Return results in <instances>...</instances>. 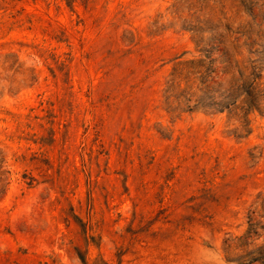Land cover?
Segmentation results:
<instances>
[{
	"label": "rangeland",
	"instance_id": "374dc122",
	"mask_svg": "<svg viewBox=\"0 0 264 264\" xmlns=\"http://www.w3.org/2000/svg\"><path fill=\"white\" fill-rule=\"evenodd\" d=\"M264 0H0V264H264Z\"/></svg>",
	"mask_w": 264,
	"mask_h": 264
},
{
	"label": "trees",
	"instance_id": "16d2710c",
	"mask_svg": "<svg viewBox=\"0 0 264 264\" xmlns=\"http://www.w3.org/2000/svg\"><path fill=\"white\" fill-rule=\"evenodd\" d=\"M247 26L249 31L260 32L264 25L255 19V15H252V19L247 23ZM250 75V77L248 76L250 79L248 89H244V92L250 106H254L253 104H259L263 100L264 87H261L263 83L260 82L262 77L260 73H250Z\"/></svg>",
	"mask_w": 264,
	"mask_h": 264
}]
</instances>
